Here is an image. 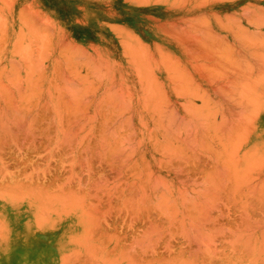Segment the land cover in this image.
<instances>
[{"label": "rangeland", "instance_id": "rangeland-1", "mask_svg": "<svg viewBox=\"0 0 264 264\" xmlns=\"http://www.w3.org/2000/svg\"><path fill=\"white\" fill-rule=\"evenodd\" d=\"M10 1L7 0V4ZM198 1L165 0L161 8L180 11L182 8L195 6L196 3L199 5ZM200 3L219 8L234 6L237 12L235 16L237 24L231 29L235 34V41L236 39L238 41L235 44V56H227V48L221 47L218 49L219 52L225 54L217 55L218 50L212 52L211 47L205 43V48L199 49V52L205 51L207 54H204L209 56L203 54L206 58L203 66L194 65L197 72H190L186 69L187 65L162 56L160 59L166 63L156 64L155 71L149 73V77V68L143 66L144 64L134 67L129 65V68L121 72L115 64L105 63L103 66L104 63H93L91 88L86 89L84 95L85 89L69 90L64 81L57 78V67L55 73L50 63L36 64V58H32L33 65L29 63L30 60L27 66L18 63L12 65L14 72V75L13 72L11 73L12 78L17 74L14 81L19 83V77L22 75L20 82L22 81L23 86L26 83L25 90H27L24 92V87L21 88L20 84L17 90L18 84L13 82L16 86L13 88L11 85L9 90L14 92V95L11 92L9 95H13L16 102L11 97L8 99L11 103L6 100L8 94L4 99L5 94L1 90L0 98L3 97L4 102L0 99V107L3 108L7 104L10 109L9 117H12L16 111L17 117L20 114L22 117L23 114L27 119L23 121L21 131L11 132L12 134L17 132L15 136L7 134V138L0 133L3 137H1L3 141H0V264L13 262L14 264H102L104 260L103 264H112L114 261V264H264V121L261 126V121L257 122L259 120L257 118L253 128L252 123L247 126L244 122L247 120L248 123V119L252 120L250 119L253 115L250 109L252 107L247 102L249 109L246 105V110L234 104L235 99L238 101L243 95L238 93L244 88L239 84H244L242 81L247 82L248 78L245 79L249 73L252 74L249 77L255 74L252 78L264 80V62L260 60L264 59L262 17L264 0H200ZM248 13L253 17L248 16ZM249 19H252L251 24L247 23ZM254 22L258 25L253 24ZM238 27L244 28L239 30ZM210 32L208 30V36ZM247 32L249 35L246 34ZM240 35H245L244 40ZM246 36L248 43L245 41ZM212 37L215 41L214 35ZM216 41V45L220 44V41L224 43L222 38L218 40L219 42ZM200 46L202 47V42ZM252 52H257L256 55H260L261 58L254 57L255 54L252 55ZM214 53H217V60L220 61L218 65L217 62H212L217 61ZM231 57L237 60L234 61ZM257 58L263 64L257 63ZM246 59L249 60L248 63ZM170 62H173V65ZM175 63L179 65L174 66ZM207 63L210 65L208 66ZM182 66L184 67L180 68ZM13 68L18 70L14 69V71ZM23 68L29 69V74H35L31 77ZM38 68L41 69L39 76ZM242 68L244 70L250 68V70L244 71ZM230 69H233L232 73ZM208 71H211V74ZM25 75L28 76L25 78L27 82L24 81ZM139 75L142 80L139 79ZM212 75L214 78L217 77L216 81L211 80ZM151 76L152 79L156 78L158 83L154 84L155 79L150 82ZM207 76H211L209 80ZM34 77L36 81L39 80V83L32 80L36 82V86L42 82L37 88L39 92L42 90L41 93L37 92L34 83L29 84ZM231 77L235 80H231ZM51 78L55 81H51ZM225 80L227 84L224 83ZM12 81L10 84H13ZM229 81L236 83L234 85L237 87L232 85L233 83L230 85ZM262 81H255L257 82L255 94L257 92L264 94V81ZM222 83L226 84V87H221ZM230 86L236 89L232 90ZM32 87L36 89L35 92ZM220 87L221 89L230 87L229 91L237 92L231 91L230 94L221 89L219 91ZM247 87L245 86L244 90H247ZM151 88L153 91L150 90ZM17 92L24 93L20 96ZM250 92L253 95L254 92ZM250 94L245 93V99L246 95L250 96ZM100 97L104 99L100 101ZM28 98L31 103H28L30 102ZM18 102L23 103L24 107L27 103L29 106L27 105L26 109L21 106L20 110H23L21 112L18 108L21 104L18 105ZM85 103L87 107H84ZM74 106H78V109ZM263 106L264 104L260 107ZM14 107L18 110L11 109ZM27 107L33 108L30 111ZM2 108L0 114H3ZM262 108L257 110L258 116L261 114L260 120L262 115L264 116ZM246 113L251 115L247 116ZM61 115L63 118L60 117ZM14 117L12 119H16L17 122L19 118ZM30 119L34 122L33 125ZM71 119L76 120L75 127L63 126ZM245 125L248 128L251 126L250 131L244 129ZM109 129L112 131L110 132ZM240 134L247 137L238 136ZM245 137L247 141L242 140ZM243 141L241 146L240 143ZM232 146L238 147L234 148L236 151ZM40 241L43 243L39 244ZM37 243L40 249L36 253L31 247ZM19 245L23 247L22 253L15 254L13 246ZM19 261L22 263H18Z\"/></svg>", "mask_w": 264, "mask_h": 264}, {"label": "crops", "instance_id": "crops-1", "mask_svg": "<svg viewBox=\"0 0 264 264\" xmlns=\"http://www.w3.org/2000/svg\"><path fill=\"white\" fill-rule=\"evenodd\" d=\"M10 2L8 4L6 2V4H7L6 5L5 3H2V1L0 0V6L2 5V7H3V8H0V14H1V17L5 18V19L4 18L2 19L0 17V19H1L0 20V26L2 25V27H3L4 24H7V28H6L7 35H5L7 38H5L4 40L1 39L2 37H4L1 35L2 34L4 35L3 32H5V34H6V31L4 30L3 32H1V30L4 29L6 26L0 30V32H1V35H0V43H1V45H0V48H1L0 49V64L2 63L0 65V68H1V70H0L1 76L0 77H2L0 79H2V81H0V82L1 83L3 82V85H5V86L7 85L6 87H10L9 82H10L11 77H12L11 73H10L12 71L11 70L12 68L10 67L11 64L9 65V62H11L12 60L11 61H9V60L11 58L16 59L15 62H14V60L12 61L13 64L14 63L22 64L24 61V60H21L19 57L14 56L13 51H15V52L17 51L21 55L22 52L24 53V51H27V49L29 48L27 51V54L26 53L23 54V55H28V54H30V50L32 51L34 48L33 51H34V55H35V53H36L35 49H37L40 46L37 43L43 44L44 41H46V42L48 41L49 44L51 45V46L49 45L50 46L49 47L48 42L47 43L45 42V44H43L44 46L45 45L47 46L46 49L48 47L50 48V49L48 48L49 50L47 49L48 53H46V54H48V56L46 54H44L43 49H45V47L43 45H41L40 48L42 49V46H43V49L42 50L39 48L38 49L41 50L42 52L39 50H37V51H39L40 53H43L44 55H46V57H44L43 54L41 56V54L38 52L39 55L36 54V56H37L36 58L43 65H47L49 63L52 64L54 72H56L54 70V68L56 69V66H57L58 73L60 72L57 75V78L60 79L61 81H64L65 85L68 87L69 90L75 89V86H76V89H84V86H85V90L83 93L84 95L86 94V88L88 89L91 86V82H90L91 78H92V68H91L92 65L91 64L100 63L99 60L101 61V63L115 64L117 66V69H119V71L122 72V70H124L125 68L126 69L129 68V65H132V67H134V65L136 63H137L136 65H139V62H138L139 58L142 59L147 55L149 58L150 57L151 58L148 59V57L146 56L145 58H147L148 60L147 59H144V60H146L145 62L148 63V68H149L148 70L152 72V70L155 71L154 66L156 64L163 62L160 59V57L165 54L164 57H171L175 62H179L182 65H187L186 69H188L190 72H192V71L197 72L194 65L196 66V64H199V63L203 64L204 62H206L202 56H201L202 58L200 57V55L201 54L203 55L205 52H202V53L199 52V49L204 48L205 43L208 46L209 45L212 46L214 48V50H216V49L218 50L220 47L221 48L224 47V49L227 48V51H228L227 55L228 56H230V55L235 56L233 49L234 50L236 49V48H234V47H236L235 46L236 41H235L234 31L231 29V28H235V24H236V22H235L236 21V17H235L236 16V8L234 6H231V7L229 6L226 8H219V7H213V6H208V5L205 6V5H203V3H200V0H199V5L196 3L195 5H197V6H188L186 8L180 9V11H179V10H173V9H163L161 7L157 8L156 6H152V5H148V4L144 5V4H141L140 0H93V1L92 0H14V1L12 0ZM20 7L21 8L25 7V8L19 9ZM103 7H104V9H103ZM207 8H209V9H207ZM25 9H26V11H27V9L30 11L24 12ZM19 10H20V15H19ZM151 11H153V12H151ZM211 11H213V12H211ZM28 12L30 14H27ZM17 13H18V15H17ZM21 13L22 14L25 13L26 15L25 14L21 15ZM32 13H33V15L34 14L35 15L31 16ZM87 13H89V15ZM92 14H94V15H92ZM27 15L30 16L29 18H31V17H37L38 18L39 15L40 16L42 15L40 18L42 19V17H43V21L48 24V27H49L48 29L51 30L50 31L51 36H52L51 42L49 40L50 36H48V39H47V37L45 39L44 34L43 35L41 33L39 34V32H43V31H41L42 28H44L43 30L47 29V28H45V26H44L45 24L43 23V21L42 20L40 21V18H39V20L36 19V20H38L37 23H39L40 26L37 25L36 22H34V23H36L37 27L39 26L40 28L42 25L43 27L41 28V30L37 29V31L38 30H40V31H38V32L35 31L32 33V35L29 34L32 32V30L33 31L35 30L34 28H37V27L34 26L35 24L33 23L34 28H29V29H32L31 32H29V29L27 27H30L32 25L31 22L35 18L29 19V21H31V22L28 21L30 24L28 23L29 25L27 26V25L23 24L25 21L23 22L21 20V17H20V16H22V19L26 17V20H28ZM217 16H218V18H217ZM215 18H217L219 21ZM4 20H6V21H4ZM205 20L207 21V23ZM221 20H223V22ZM21 21L23 23H21ZM233 22L235 24H233ZM47 24H46V27H47ZM20 25H21V28L23 29V30L20 29V30H22V34L19 33V32H21V31H19ZM197 25H199V26H197ZM26 28L28 29L27 30L28 32H26ZM50 28H52V29H50ZM48 29L46 31H48ZM61 29H62V34H61ZM184 29L186 32L184 31ZM208 30L213 32V34L216 35V37H218L217 35H219V34H220L219 35L220 37L223 36L222 39L224 40V44L227 42V44H225L227 46H224V44H223V46H218V45L212 43L211 38L208 36ZM9 32H10V34H9ZM50 32L48 31L47 35H49ZM18 34L24 35V37L22 36V39H23L22 43L26 44V45H24V47L26 46V48H27L26 50H24V48L21 46V45H23L21 43V41L16 42V40L21 38V36ZM27 34L29 35V38L26 39V37L28 36ZM38 34L41 35L42 37L44 36L45 40L43 39L40 41L38 38L40 36H38ZM33 35H37L36 36L37 38L35 37V43H33V41H34ZM225 35H226V37H224ZM16 36L18 39H15ZM30 37L32 39H30ZM216 37H215V39H216ZM8 38H9V40H8ZM29 39H30V41H32V43L29 41ZM36 39L39 40V41L37 40V43H36ZM40 39H41V37H40ZM61 39H64V41H60ZM225 40H226V42H225ZM4 41L6 43L8 42L9 44L8 43L6 44ZM27 41H29V43L32 44L30 46L34 45L33 48L32 47L30 48V46L29 47L27 46V44H28ZM67 41L70 44V47H67V48L65 47L67 52L65 50H63L64 48H61L60 50H63L64 53L66 52L67 54L69 52L72 53V51L74 50L73 51L74 55H73V53H72V55L69 54V56L71 55V57L67 58L68 56L66 57L67 54L65 53L66 55H65V60H64V53L62 54V52H63L62 51L61 54H59L60 53L59 48L61 47L60 44L63 45V43H65L66 45H68ZM208 41L210 43H208ZM12 42H13V44L15 42L16 44H19V45L18 46H14L13 44L11 45ZM201 42H202V47L200 46ZM73 44L75 46H78V47L71 46ZM59 45H60V47H59ZM133 45H134V47H133ZM20 46L22 47V50H24V51L21 50ZM130 46H132L131 47L132 49L137 47V51L135 48L134 52H133V50L131 52H128V49H125V48H130ZM143 47H145L146 49L144 50ZM232 47H233V49H232ZM5 48H7V49H5ZM11 48L13 50H11ZM14 48H17V49L20 48V49H18L20 51H18L17 49L14 50ZM68 48L69 49L72 48L73 50L71 49V51H70ZM138 48H140V50H142V52L148 50V48H149V50H148V52L146 51L147 54H146V52H143V53H145L144 55H142L143 57L142 56L139 57V55H141V54H139L140 50ZM230 48L232 49L231 50L232 52L231 51L229 52ZM1 50H2V52H1ZM160 50H161V52H159ZM11 51H12V54L10 53ZM75 51H76V53L77 52L78 53L75 54ZM82 51H83L84 55L82 54ZM194 52H197L198 54H195ZM125 53L126 54L130 53L133 55H126ZM134 53H135V57H134ZM160 53H163V54L160 55ZM199 53H200V55H199ZM233 53H234V55H233ZM80 54H81V56H80ZM100 54H101V56H100ZM167 54H168V56H167ZM220 54L221 53L219 52L218 55H220ZM8 57L10 59H8ZM42 57H43V59H42ZM47 57H48V59H47ZM154 57H155V59H153ZM56 58L60 59V60H58L59 63H57ZM66 58H67V60H66ZM70 58L74 62H72V60H70ZM93 58H94V60H91ZM74 59L76 60V62L77 61L79 62V63H77V67H76V62ZM130 59H132V61H127ZM38 60L36 61L37 63H38ZM61 60H62V62H61ZM144 60H143V62H144ZM54 62H56V63L54 64ZM68 62L74 63V65L72 64L69 66ZM143 62H142V64L147 65L145 62L144 63ZM218 62H220V61H218ZM3 63H6V64H4L6 66L5 69H4ZM60 63H62V64H60ZM149 63H151V64H149ZM140 64H141V62H140ZM54 65H56V66H54ZM87 65H90V67ZM150 65H151V68H153V69H151L149 67ZM8 67H9V69H8ZM80 67L82 68L81 70H79ZM2 68L4 69L3 72H1ZM9 70H10V72H9ZM70 70L71 71L75 70L76 74H71ZM85 71H87V76H86ZM77 72L79 73V75ZM72 73H74V71ZM60 74H61V77H60ZM73 75H75L74 76L75 78L73 77ZM6 76L7 77L9 76L10 80L7 81V79H5ZM69 82H74V83H69ZM69 85L71 87H69ZM68 93L71 94V92H68ZM75 122L76 121L74 119L73 120L71 119V121H68L67 124H63V126L71 125V127H75V125H76Z\"/></svg>", "mask_w": 264, "mask_h": 264}, {"label": "bare ground", "instance_id": "bare-ground-1", "mask_svg": "<svg viewBox=\"0 0 264 264\" xmlns=\"http://www.w3.org/2000/svg\"><path fill=\"white\" fill-rule=\"evenodd\" d=\"M1 1H2V3H3V1H6V2H7V0H1ZM11 1H12V0H11ZM13 1H14V0H13ZM92 1H93V0H92ZM174 1H175V0H174ZM178 1H179V0H178ZM195 1H196V0H195ZM19 2H20V1H19ZM120 2H121V1H120ZM140 2H141V4H144V5H145V4H148V5L156 6L157 8H159V7H161V6L164 5L165 0H142V1L140 0ZM198 2H199V1H198ZM10 3H11V2H10ZM183 3H184V2H183ZM5 4H6V3H5ZM24 4H25V3H24ZM122 4H123V3H122ZM197 4H198V3H197ZM203 4H205V3H203ZM6 5H7V4H6ZM21 5H22V4H21ZM61 5H62V4H61ZM165 5H166V4H165ZM200 5H201V4H200ZM4 6H5V5H4ZM195 6H197V5H195ZM209 6H210V5H209ZM6 7H7V6H6ZM61 7H62V6H61ZM244 7H246V6H244ZM0 8H3L2 5L0 6ZM7 8H8V7H7ZM24 8H25V7H23V8L20 7L19 9H24ZM71 8H72V7H71ZM209 8H210V7H209ZM209 8H207V9H209ZM242 8H243V6H242ZM252 8H254V7H252ZM258 8H259V7H258ZM261 8H262V6H261ZM263 8H264V7H263ZM103 9H104V7H103ZM147 9H148V8H147ZM199 9H200V8H199ZM1 10H2V9H1ZM61 10H62V9H61ZM248 10H249V9H248ZM251 10H252V9H251ZM22 11H23V10H22ZM27 11H30V10L27 9ZM27 11H26V9L24 10V12H27ZM31 11H32V10H31ZM36 11H37V10H36ZM140 11H141V10H140ZM245 11H246V10H245ZM249 11H250V10H249ZM141 12H142V11H141ZM149 12H150V11H149ZM151 12H153V11H151ZM211 12H213V11H211ZM247 12H248V11H247ZM22 13H23V12H22ZM22 13H21V15H24V14H25V13H24V14H22ZM236 13H237V12H236ZM27 14H30V13L28 12ZM36 14H37V13H36ZM87 14L89 15V13H87ZM95 14H96V13H95ZM243 14H244V12H243ZM243 14H242V15H243ZM245 14H246V13H245ZM245 14H244V15H245ZM249 14H250V13H248V16H251V15H249ZM12 15H13V14H12ZM17 15H18V13H17ZM19 15H20V10H19ZM25 15H26V14H25ZM34 15H35V14H34ZM34 15H33V13H32L31 16H34ZM46 15H47V14H46ZM92 15H94V14H92ZM215 15H216V14H215ZM233 15H234V14H233ZM27 16H28V15H27ZM36 16H37V15H36ZM41 16H42V15H41ZM41 16L39 15L38 18H37V17H31V18H29L30 16H28V18H27L28 20H26V17L23 18V19H24V20H23V19H22V16H20V17H21V20H22L23 22L25 21L24 23L21 21V23H23V24H25V25L28 26V25L30 24L29 22H31V21H29V19L35 18V19L31 22V24H32L31 26H32V27H31V26H30V27H27V26H26V27L29 29V28H34V26L37 27V25L40 26V24L37 23V21L39 20V18H40ZM85 16H86V15H85ZM201 16H202V15H201ZM229 16H230V15H229ZM234 16H235V15H234ZM245 16H246V15H245ZM0 17H1V14H0ZM17 17H18V16H17ZM23 17H24V16H23ZM45 17H46V16H45ZM64 17H65V16H64ZM252 17H253V16H251V18H252ZM259 17H261V16H259ZM262 17H263V19H264V16H262ZM1 18L3 19L4 17H1ZM11 18H12V17H11ZM65 18H66V17H65ZM217 18H218V16H217ZM217 18H215V19H217ZM220 18H221V17H220ZM226 18H227V17H226ZM248 18H249V17H248ZM248 18H247V19H248ZM254 18H255V17H254ZM4 19H5V18H4ZM19 19H20V18H19ZM36 19H38V20H36ZM228 19H229V18H228ZM228 19H227V20H228ZM0 20H1V19H0ZM35 20H36V21H35ZM41 20L43 21V17H42V19L40 18V21H41ZM50 20H51V19H50ZM50 20H49V21H50ZM67 20H68V19H67ZM84 20H85V19H84ZM217 20H218V19H217ZM238 20H240V18H239ZM251 20H252V19H251ZM251 20L249 19V20L247 21V23H250V24H251V23H252ZM4 21H6V20H4ZM26 21H27V22H26ZM28 21H29V22H28ZM40 21H39V22H40ZM76 21H77V20H76ZM205 21H206V20H205ZM218 21H219V20H218ZM221 21L223 22V20H221ZM1 22H2V21H1ZM34 22H36L37 25H36V23H34ZM235 22H237V20H236ZM240 22H241V21H240ZM261 22H263V21H261ZM26 23H27V24H26ZM28 23H29V24H28ZM33 23L35 24L34 26H33ZM43 23L45 24V25H44L45 28L48 29V28H49V27H48V24L45 23L44 21H43ZM78 23H79V22H78ZM206 23H207V21H206ZM255 23H257V22H254L253 24H255ZM11 24H12V23H11ZM46 24H47V27H46ZM187 24H188V23H187ZM233 24H235V23L233 22ZM236 24H237V23H236ZM25 25H24V26H25ZM242 25H243V24H242ZM257 25H258V23H257ZM5 26H6V27H5ZM18 26H19V25H18ZM39 26H38V27H39ZM197 26H199V25H197ZM224 26H225V25H224ZM240 26H241V23H240ZM259 26H262V25H259ZM3 27H5V28L2 29ZM3 27H2V25L0 26V30L2 29L1 32H3L4 30L6 31L7 24H4ZM38 27H37V28H34V29H35L34 31H33L32 29H29V32H31V30H32V32L29 33V34L32 35L33 32H35V31H36V32L40 31L41 28H42L43 26L41 25V28H40V27L38 28ZM203 27H204V26H203ZM206 27H207V26H206ZM225 27H226V26H225ZM231 27H232V26H231ZM236 27H237V26H236ZM27 28H26V32H28V31H27V30H28ZM238 28H239V30H240V29H243L244 27H243V28L238 27ZM245 28H246V27H245ZM20 29H22V28H21V25H20V27H19V31H21V32H19V33L22 34V30H23V29H22V30H20ZM37 29H40V30L37 31ZM43 29H44V28H42L41 31H43L44 33H43V32H39V34H40V33H41L42 35L44 34L45 39H46V37H47V39H48V36H50V37H49V38H50L49 40H50V42H51V41H52V40H51V39H52V38H51L52 36H51V32H50L51 30L48 29V31L50 32V34L47 35V34H48V31H46L47 29H45V30H43ZM50 29H52V28H50ZM62 29H63V28H62ZM62 29H61V34H62ZM226 29H227V28H226ZM233 29H234V28H233ZM246 29H247V28H246ZM54 30H55V29H54ZM248 30H249V29H248ZM248 30H247V31H248ZM178 31H179V30H178ZM184 31H185V29H184ZM194 31H195V30H194ZM201 31H202V30H201ZM236 31H237V30H236ZM244 31H245V30H244ZM1 32H0V35H1ZM23 32H24V31H23ZM46 32H47V33H46ZM185 32H186V31H185ZM209 32H210V31H209ZM237 32H238V31H237ZM239 32H240V31H239ZM239 32H238V33H239ZM241 32H242V31H241ZM3 33H4V35H3V34L1 35V36H4V37L1 38L2 40H4L5 38H7V37L5 36V35H7V31H6V34H5V32H3ZM45 33H46V34H45ZM188 33H189V32H188ZM199 33H200V32H199ZM211 33H212V32H210V34H211ZM235 33H236V32H235ZM9 34H10V32H9ZM20 34H18V35H20ZM24 34H25V33H24ZM36 34H37V33H36ZM39 34H38V36H40L41 39H40V37H38V38H39V40L41 41V40L44 39V36L42 37V36L39 35ZM210 34H209V36H210ZM246 34L249 35L248 32H247ZM250 34H251V33H250ZM16 35H17V34H16ZM27 35H28V34H27ZM46 35H47V36H46ZM194 35H195V34H194ZM194 35H193V36H194ZM212 35H214V34L212 33ZM212 35H211V37H210V38H212L211 41H213V43L216 44L215 41H216V40H219V39H217V38L220 37V36H219L220 34L217 35L218 37H216V36L214 35V38L216 37V40H215V41H214ZM234 35H235V34H234ZM251 35H252V34H251ZM20 36H21V38H19L20 40L17 38V36H16L15 39H18V40H16V42H17V41H21V43H22V42H23L22 36L24 37V35H20ZM33 36H34V41H33V43H35V37H36L37 35H33ZM241 36H242V35H240V38H243V36H244V38H245V35H243L242 37H241ZM258 36H259V35H258ZM263 36H264V35H263ZM18 37H19V36H18ZM189 37H190V36H189ZM198 37H199V36H198ZM222 37H223V36H221L220 38H222ZM224 37H226V35H225ZM238 37H239V36H238ZM249 37H250V36H249ZM251 37H253V36H251ZM10 38H11V37H10ZM27 38H29V35L26 37V39H27ZM36 38H37V37H36ZM61 38H62V37H61ZM199 38H200V37H199ZM244 38H243V40H244ZM253 38H254V37H253ZM255 38H256V37H255ZM255 38H254V39H255ZM21 39H22V40H21ZM30 39H32V38L30 37ZM30 39H29V41H30ZM45 39H44V40H45ZM206 39H207V38H206ZM247 39H248V37L246 36V40H245V41H247V43H248V40H247ZM256 39H257V38H256ZM260 39H261V38H260ZM262 39H263V37H262ZM8 40H9V38H8ZM37 40H38V39H36V43H37ZM39 40H38V41H39ZM53 40H54V39H53ZM66 40H67V39H66ZM137 40H138V39H137ZM137 40H136V41H137ZM207 40H208V39H207ZM220 40H221V39H220ZM251 40H252V38H251ZM257 40H258V39H257ZM257 40H256V41H257ZM13 41H14V40H13ZM29 41H27V43L29 44V45L27 44L28 47H29L30 45H32V44H31L32 41H30L31 43H29ZM60 41H64V39H61ZM189 41H190V40H189ZM198 41H199V40H198ZM236 41H238V40L236 39ZM240 41H242V40H240ZM249 41H250V38H249ZM4 42H5V41H4ZM45 42H46V41H44L43 44H45ZM47 42H48V41H47ZM47 42H46V43H47ZM127 42H128V41H127ZM202 42H203V41H202ZM216 42H219V41H216ZM225 42H226V40H225ZM242 42H243V41H242ZM5 43H6V42H5ZM7 43H8V42H7ZM7 43H6V44H7ZM24 43H25V42H24ZM62 43H63V42H62ZM67 43H68V41H67ZM70 43H71V42H70ZM188 43H189V42H188ZM190 43H191V42H190ZM208 43H210V42L208 41ZM219 43L221 44V43H223V41H222V42L220 41ZM257 43H258V42H257ZM3 44H4V43H3ZM8 44H9V43H8ZM12 44H13V42L11 43V45H12ZM15 44H16V43L14 42V44H13L14 46H18V45H19V44H16V45H15ZM22 44H23V43H22ZM37 44L40 45V46H39V47H38L37 45H36V46H37L39 49H41L40 47H41V45H43V44H41V43H40V44L37 43ZM64 44H65V43H63V45L60 44L61 47H60V45H59L60 48H59V47H58V48H59V50H60L61 48H64L63 50H65V51L67 52V50L65 49V47H66V48H67V47H70V44H69V43H68V45H66V44L64 45ZM192 44H193V43H192ZM211 44H212V43H211ZM220 44H217V45L220 46ZM223 44H224V43H223ZM223 44H222L221 46H223ZM225 44H227V42H226ZM225 44H224V46H227V45H225ZM239 44H240V43H239ZM244 44H246V43H243V45H244ZM249 44H250V43H249ZM249 44H248V45H249ZM253 44H254V42H253ZM253 44H251V45H253ZM260 44H261V43H260ZM260 44H259V45H260ZM0 45H1V43H0ZM20 45H21V44H20ZM24 45H26V44H23V45H21V46L24 48V50H26L27 48H26V46L24 47ZM49 45H50V44H49V42H48V46H49ZM140 45H141V44H140ZM142 45H143V44H142ZM204 45H205V44H204ZM212 45H213V44H212ZM228 45H229V44H228ZM262 45H263V44H262ZM21 46H20V47H21ZM33 46H34V45H33ZM33 46H30V48H31V47L33 48ZM43 46H44V45H43ZM43 46H42V49H43ZM50 46H51V45H50ZM50 46H49V47H50ZM57 46H58V45H57ZM62 46H63V47H62ZM71 46L74 47L75 45L73 44V45H71ZM126 46H127V45H126ZM138 46H139V45H138ZM207 46H208V45H207ZM209 46H210V45H209ZM229 46H230V45H229ZM1 47H2V46H1ZM22 47H21V50H22ZM44 47H45V49H46L47 46L45 45ZM49 47H48V48H49ZM55 47H56V46H55ZM75 47H78V46H75ZM131 47H132V46H130V48H131ZM133 47H134V45H133ZM210 47H211V50L213 51L214 48H213L212 46H210ZM247 47H248V46H247ZM38 48L35 49V52H36L35 55H34V51H33L34 48H33L32 51L30 50V54H28V55H23V54H24V53L27 54V51H28L29 48L27 49V51L22 50V51H24V53L22 52L21 55H20L17 51H16V52L13 51V54H14V56H18L21 60H24L25 62L23 61L22 64H24L25 66H27V62H28V60H30L29 63L32 64L33 61H31V59H32V58H33V59L36 58V57H37L36 54L39 55V53H40L39 51H41L42 49L39 50ZM48 48H47V49H48ZM130 48H125V49H128V52H131L132 50H133V52H134V49L136 48V51H137V47H135V48H133V49H132V48L130 49ZM143 48H144V50L146 49L145 47H143ZM158 48H159V47H158ZM186 48H187V47H186ZM204 48H205V47H204ZM223 48H224V47H223ZM232 48H233V47H232ZM234 48H235V47H234ZM244 48H245V47H244ZM0 49H1V48H0ZM5 49H7V48H5ZM16 49H17V48H14V50H16ZM18 49H20V48H18ZM18 49H17V50H18ZM45 49H43V50H44V54L48 53V50H49L50 48H49L48 50L46 49L47 51H46ZM56 49H57V48H56ZM68 49H69V48H68ZM71 49H72V48H71ZM71 49H69V50L71 51ZM84 49H85V48H84ZM84 49H83V50H84ZM125 49H124V50H125ZM138 49L140 50V48H138ZM207 49H208V48H207ZM209 49H210V48H209ZM215 49H216V48H215ZM219 49H220V48H219ZM238 49H239V48H238ZM11 50H13V49L11 48ZM37 50H39V51H37ZM54 50H55V49H54ZM63 50H60V53H59V54H61V52H62ZM72 50H73V49H72ZM77 50H78V49H77ZM85 50H86V49H85ZM129 50H130V51H129ZM148 50H149V48H148ZM148 50H146V51L148 52ZM201 50H202V49H201ZM205 50H206V49H205ZM231 50H232V49L230 48L229 52H230ZM250 50L252 51V49H250ZM250 50H249V51H250ZM253 50H254V48H253ZM18 51H20V50H18ZM56 51H57V50H56ZM73 51H74V50H73ZM73 51H72V53H73V55H74V52H73ZM146 51H143V52H146ZM196 51H197V50H196ZM215 51H217V49H216ZM218 51H219V50H218ZM224 51H225V50H224ZM235 51H236V50H235ZM235 51H234V49H233V52H234V53H235ZM249 51H248V52H249ZM251 51H250V53H251ZM1 52H2V50H1ZM38 52H39V53H38ZM41 52H42V51H41ZM66 52H65V53H66ZM138 52H139V51H138ZM140 52H142V50H140ZM140 52H139V54H141V55H139V57L145 54V53L142 54V53H140ZM147 52H146V54H147ZM159 52H161V50H160ZM197 52H198V51H197ZM197 52H194V53H195V54H198ZM202 52H205V51H202ZM213 52H214V51H213ZM220 52H221V51H220ZM227 52H228V51H227ZM231 52H232V51H231ZM238 52H239V50H238ZM258 52H259V51H258ZM262 52H263V51H262ZM6 53H7V52H6ZM10 53L12 54V51H11ZM28 53H29V52H28ZM63 53H64V51L62 52V54H63ZM65 53H64V60H65V55L67 54V53H66V54H65ZM72 53L69 52V53L66 55V57H67V56H68L67 58L71 57ZM77 53H78V52H77ZM77 53H76V51H75V54H77ZM88 53H89V52H88ZM123 53H124V52H123ZM151 53H152V52H151ZM151 53H150V54H151ZM200 53H201V51H200ZM200 53H199V55H200ZM205 53L207 54V52H205ZM209 53H210V52H209ZM222 53H223V52H222ZM222 53H221V54H222ZM234 53H233V55H234ZM256 53H257V52H255V53L252 52V55L255 54L254 57H256V56H257ZM40 54H41V56H42L43 53H40ZM44 54H43V55H44ZM69 54H71V55L69 56ZM82 54L84 55L83 51H82ZM125 54H126V53H125ZM148 54H149V53H148ZM162 54H163V53H160V55H162ZM206 54H204V55L206 56ZM216 54H217V53H216ZM216 54L214 53L215 56L218 55V54H217V55H216ZM224 54H225V53H224ZM259 54H260V53H259ZM259 54H258V55H259ZM263 54H264V53H263ZM263 54H262V55H263ZM46 55L48 56V54H46ZM46 55H44V57H46ZM78 55H79V54H78ZM126 55H133V54H130V53H129V54H126ZM164 55H165V54H164ZM164 55H162L163 58H165ZM204 55L202 56V54H201L200 57L202 56V57L204 58V57H205ZM211 55H212V53H211ZM211 55H210V56H211ZM9 56H10V55H9ZM41 56H40V57H41ZM61 56H62V55H61ZM80 56H81V54H80ZM85 56H86V55H85ZM100 56H101V54H100ZM137 56H138V55H137ZM149 56H150V55H149ZM167 56H168V54H167ZM169 56H170V55H169ZM208 56H209V55H208ZM208 56H206V57H208ZM224 56H225V55H224ZM227 56H228V55H227ZM230 56H231V55H230ZM236 56H237V55H236ZM239 56H240V55H239ZM134 57H135V53H134ZM139 57H138V58H139ZM142 57H143V56H142ZM145 57H146V56H145ZM145 57L142 58V59L139 58V61H138L139 64H140V62H141V64H142L143 60H144V59H147V58H145ZM147 57H148V56H147ZM197 57H198V56H197ZM202 57H201V58H202ZM211 57H212V56H211ZM211 57H210V58H211ZM246 57H247V56H246ZM257 57L261 58L260 55L257 56ZM67 58H66V60H67ZM81 58H82V57H81ZM150 58H151V57H150ZM150 58L148 57V59H150ZM168 58H169V57H168ZM192 58H193V57H192ZM217 58H218V56H217L215 59L217 60ZM228 58H229V57H228ZM241 58H242V57H241ZM8 59H10V58L8 57ZM33 59H32V60H33ZM42 59H43V57H42ZM47 59H48V57H47ZM56 59H57V58H56ZM75 59H76V58H75ZM75 59H74V60H75ZM101 59H102V58H101ZM136 59H137V58H136ZM148 59H147V60H148ZM153 59H155V57H154ZM153 59H152V60H153ZM170 59H171V57H170ZM170 59H169V61H170ZM212 59H214V58H212ZM226 59H227V58H226ZM231 59H233V58L231 57ZM234 59H235V57H234ZM234 59H233V60H234ZM247 59H248V58H247ZM247 59H246V60H247ZM257 59H258V58H257ZM11 60H12V61L14 60V62H15L16 59H12V58H11L9 61H11ZM37 60H38V59L36 58V61H37ZM40 60H41V59H40ZM58 60H60V59H57V63H59ZM70 60H72V59L70 58ZM76 60H77V59H76ZM76 60H75V62H76ZM78 60H79V59H78ZM91 60H94V58L91 59ZM105 60H106V59H105ZM141 60H142V61H141ZM204 60H206V58H204ZM207 60H209V59H207ZM233 60H232V61H233ZM235 60H237V59H235ZM235 60H234V61H235ZM244 60H245V59H244ZM260 60H262V62H264V59H260ZM260 60H259V59L256 60V61H258L257 63H259ZM12 61L9 62V65L11 64V66H10L11 68H12V65H13V62H12ZM34 61H35V60H34ZM36 61H35V63H36ZM43 61H44V60H43ZM68 61H69V60H68ZM107 61H108V60H107ZM127 61H132V59L127 60ZM145 61H146V60H144V62H145ZM149 61H150V60H149ZM154 61H155V60H154ZM163 61H164V60H163ZM165 61H166V60H165ZM172 61H173V60H172ZM228 61H229V59H228ZM248 61H249V60H247V63H248ZM31 62H32V63H31ZM61 62H62V60H61ZM72 62H74V61L72 60ZM86 62H87V61H86ZM99 62H100L99 64H102L100 60H99ZM144 62H143V63H144ZM180 62H181V61H180ZM212 62H217V65L219 64V63H218V60H217V61H212ZM245 62H246V61H245ZM250 62H251V61H250ZM262 62H260V64H261ZM39 63H40V62H39V60H38V63H36V64H39ZM55 63H56V62H54V64H55ZM68 63H69V64H68L69 66L72 65V64L74 65V63H71V62H68ZM77 63H79V62H78V61L76 62V67H77ZM87 63H88V62H87ZM145 63H146L147 65L144 64L143 66H145V67L148 66V63H147V62H145ZM162 63H163V62H162ZM165 63H166V62H165ZM165 63H163V64H165ZM167 63H169V62H167ZM171 63H172V65H173V62H170V64H171ZM178 63H179V62H178ZM198 63H199V62H198ZM202 63H203V62H202ZM235 63H236V62H234V64H235ZM247 63H245V64H247ZM1 64H2V63H1ZM1 64H0V65H1ZM4 64H6V63H3V65H4ZM16 64H17V63H16ZM16 64H15V66H16ZM18 64H20V63H18ZM33 64H34V63H33ZM33 64H32V65H33ZM60 64H62V63H60ZM60 64H59V65H60ZM81 64H82V63H81ZM85 64H86V63H85ZM88 64H89V63H88ZM136 64H137V63H136ZM136 64H135V65H136ZM149 64H151V63H149ZM163 64H162V65H163ZM176 64H177V63H175L174 66H176ZM199 64H200V63H199ZM215 64H216V63H215ZM220 64H221V63H220ZM245 64H244V65H245ZM262 64H263V63H262ZM20 65H21V64H20ZM20 65H19V67H21ZM56 65H57V64H56ZM56 65H54V66H56ZM66 65H67V64H66ZM66 65H65V66H66ZM91 65H92V64H91ZM177 65H179V64H177ZM191 65H192V64H191ZM196 65H198V64H196ZM207 65L209 66L210 64L207 63ZM211 65H212V63H211ZM213 65H214V64H213ZM222 65H224V64H222ZM222 65H220V66H222ZM239 65H240V64H239ZM247 65H250V63L247 64ZM251 65H252V64H251ZM251 65H250V66H251ZM15 66H14V67H15ZM35 66H36V65H35ZM81 66H82V65H81ZM87 66L90 67V65H87ZM103 66H105V63H104ZM139 66H140V65H139ZM202 66H203V64H202ZM202 66H200V67H202ZM240 66H241V65H240ZM250 66H249V67H250ZM257 66L259 67V65H257ZM1 67H2V66H1ZM5 67H6V66L4 65V69H5ZM40 67H41V66H40ZM51 67H52V66H51ZM56 67H57V66H56ZM58 67H59V66H58ZM89 67H88V68H89ZM112 67H113V66H112ZM149 67L151 68V65H150ZM163 67H164V65H163ZM168 67H170V65H169ZM183 67H184V66H182V67H180V68H183ZM200 67H199V68H200ZM204 67H205V66H204ZM204 67H203V68H204ZM224 67H226V66H224ZM224 67H223V68H224ZM252 67H253V66H252ZM258 67H257V68H258ZM17 68H18V67H17ZM17 68H13V70H14V69L16 70ZM27 68H28V67H27ZM33 68H34V67H33ZM61 68H62V67H61ZM67 68H68V67H67ZM91 68H92V67H91ZM172 68H174V67H172ZM176 68H177V67H176ZM176 68H175V70H176ZM207 68H208V67H207ZM211 68H212V67H211ZM211 68H210V69H211ZM217 68H218V67H217ZM223 68H222V69H223ZM227 68H228V67H227ZM244 68H245V67H244ZM244 68H242V69L244 70ZM259 68H261V69L263 70L264 66H263V68H262V67H259ZM259 68H258V69H259ZM4 69L2 68V71H1V72H3ZM8 69H9V67H8ZM18 69L21 70V68H18ZM18 69H17V70H18ZM23 69H25V68H23ZM23 69H22V70H23ZM31 69H32V68H31ZM36 69H37V68H36ZM42 69L44 70L45 68L43 67ZM75 69H76V68H75ZM77 69H78V68H77ZM81 69H82V68L80 67L79 70H81ZM89 69H90V68H89ZM147 69H148V67H147ZM147 69H146V70H147ZM151 69H153V68H151ZM168 69H169V68H168ZM168 69H167V70H168ZM196 69H197V68H196ZM219 69H220V68H219ZM246 69H247L248 71L250 70V68H249V69L246 68ZM246 69H245V70H246ZM252 69H254V68H252ZM0 70H1V68H0ZM11 70H12V69H11ZM15 70H14V71H15ZM20 70H19V71H20ZM25 70H26V69H25ZM28 70H29V69H28ZM28 70H26V71L28 72ZM39 70H41V69L38 68V72L36 71V72H37V75L39 74ZM54 70L56 71L55 68H54ZM57 70H58V68H57ZM68 70H69V69H68ZM165 70H166V69H165ZM169 70H171V68H170ZM199 70H200V69H199ZM199 70H198V71H199ZM225 70H226V69H225ZM227 70H229V68H228ZM231 70H232V71H231ZM245 70H244V71H245ZM262 70H260V71H262ZM19 71H17V72H19ZM26 71H24L25 74H27ZM73 71H74V73H72ZM76 71H77V70H76ZM106 71H107V70H106ZM108 71H109V70H108ZM108 71H107V72H108ZM140 71H142V70H140ZM152 71H153V70H152ZM172 71H173V70H172ZM176 71H177V70H176ZM183 71H184V70H183ZM221 71L224 72L223 70H221ZM234 71H235V70H234ZM251 71H252V70H251ZM251 71H250V72H251ZM260 71H259V72H260ZM9 72H10V70H9ZM12 72H13V71H11L10 73H12ZM29 72H30V70H29ZM29 72H28V74H29ZM31 72H33V70H31ZM44 72H45V70H44ZM78 72H79V71H78ZM78 72H77V73H78ZM92 72H93V71H92ZM98 72H99V71H98ZM137 72H138V71H137ZM166 72H169V71H166ZM186 72H187V70H186ZM200 72H201V70H200ZM200 72H199V73H200ZM230 72L232 73V72H233V69H230ZM259 72H258V74H260ZM262 72H263V71H262ZM15 73H16V72H15ZM42 73H43V72H42ZM55 73H56V72H55ZM59 73H60V72H59ZM59 73H58V74H59ZM70 73H71V74H76L75 70H72V71L70 70ZM85 73H86V76H87V71H85ZM94 73H95V72H94ZM140 73H141V72H140ZM143 73H145V72H143ZM149 73H151V71L148 70V77H149ZM199 73H198V75H199ZM202 73H203V72H202ZM208 73L211 74V71H210V72L208 71ZM226 73H227V72H226ZM226 73H225V74H226ZM238 73H239V72H238ZM251 73H252V72H251ZM3 74H4V73H3ZM6 74H7V73H6ZM6 74H5V75H6ZM28 74H27V75H28ZM34 74H35V73H34ZM34 74L30 73L29 75L32 77V75H34ZM44 74H45V73H44ZM51 74H52V73H51ZM81 74H82V73H81ZM97 74H98V73H97ZM172 74H174V73H172ZM212 74H213V73H212ZM229 74H230V73H229ZM239 74H240V73H239ZM262 74H263V73H262ZM12 75H14V72L12 73ZM18 75H21V74L18 73ZM27 75H25V77H24V81L26 80L25 78H28ZM41 75H42V74H41ZM41 75H40V76H41ZM78 75H79V73H78ZM88 75H89V74H88ZM95 75H96V74H95ZM100 75H101V74H100ZM143 75H144V74H143ZM184 75H185V74H184ZM191 75H192V74H191ZM203 75H204V74H202V76H203ZM213 75H214V74H213ZM213 75H212V77L210 76V77H211V80H213V79H214V80L217 79V77L214 78ZM232 75H233V74H232ZM241 75L244 76L243 74H241ZM250 75H252V74L249 73V75H248L247 77L244 76V77H246L245 80H247V78H248L247 82L242 81V82H244V84H243V83H242V84H239V83H238L240 86L243 85L242 87H244V88H245V86L247 87V85L250 84V86L248 85V87H249L250 89H248V87H247V90H244V88H243V89H240V92L238 91V93H240V95H242V93H243V95H242V97H240V95L237 93V94H238L237 96L240 97V99H238V101H237V99H235L234 104L239 105L240 107L242 106V108L244 107L245 110H246V107L250 104L249 106L252 107V108H250V109L252 110V111H251V114H253V115H251L250 113H246V114H247V116H248V114H250L251 117H253V118H251L250 115H249V117H250V119H252V120H249V119H248L249 117H247V118L245 117L246 119H248V123H249V124L247 123V120H246V119H245L246 121H245L244 123H246L247 126L251 125L250 123H252L251 126H252V128H253L254 121L256 122V121H257V118L259 119L257 122L261 121V122H260V123H261V126H262V121H264V118H263L264 116H263V115H262V119H261V120H260L261 114H260V116H258V111H259L258 109H261L262 107H260V106H262V105L264 104V94H258L259 92H257V93L255 94V91H256V90H255V87H256V86H255V85H256L255 83H257V82H255V81H262L263 79L260 78L261 80H258L259 78H257V80H256L255 78H252L255 74H254L253 76L249 77ZM0 76H1V74H0ZM9 76H10V75H9ZM9 76H8V77L6 76V78H5V79H7V81L10 80V77H9ZM26 76H27V77H26ZM30 76H29V77H30ZM38 76H39V75H38ZM43 76H45V75H43ZM74 76H75V75H73V77H74ZM76 76H77V75H76ZM82 76H83V75H82ZM139 76H140V75H139ZM168 76H169V75H168ZM214 76H216V75H214ZM226 76H227V75H226ZM237 76H238V75H237ZM18 77H19V76H18ZM21 77H22V75H21ZM21 77H19V80L16 79V80L19 81V83H16V82L14 81L15 78H17V74H16L13 78L11 77V78L13 79V81L10 80V82L12 81V83L15 82L16 85L18 84V85H17V90H18L20 87H21V88L24 87V92H26V90H27V89L25 90V88H26V83H25V86L22 85V81L20 82ZM41 77H42V76H41ZM41 77H40V78H41ZM60 77H61V74H60ZM62 77H63V76H62ZM100 77H101V76H100ZM103 77H104V76H103ZM110 77H111V76H110ZM142 77H143V76H142ZM146 77H147V76H146ZM146 77H144L143 79L145 80ZM152 77H153V76H151L150 82H151V80L153 81V80L155 79L154 84H156V82L158 83V81L156 80V78L152 79ZM155 77H156V76H155ZM170 77H171V75H170ZM176 77H177V76H176ZM203 77H204V76H203ZM210 77L207 76L208 80H209ZM233 77H234V75H233ZM233 77H231V78H232L231 80H233L234 78H236V77H234V78H233ZM257 77H258V76H257ZM259 77H260V76H259ZM0 78H2V77H0ZM68 78H69V77H68ZM74 78H75V77H74ZM101 78H102V77H101ZM101 78H100V79H101ZM174 78H175V77H174ZM184 78H185V77H184ZM207 78H205V79H207ZM222 78H223V77H222ZM241 78L243 79V77H241ZM33 79H34V81H36V80H35V77H34V78L31 79V82H30L29 84L34 83V81H32ZM49 79H50V78H49ZM65 79H66V78H65ZM65 79H64V80H65ZM91 79H93V77H92ZM98 79H99V78H98ZM139 79L142 80L141 76L139 77ZM147 79H148V78H147ZM147 79H146V80H147ZM182 79H183V78H182ZM190 79H192V78L190 77ZM218 79H219V78H218ZM227 79H228V78H227ZM227 79H226V80H227ZM229 79H230V78H229ZM236 79H237V78H236ZM21 80H22V79H21ZM27 80H29V79H27ZM69 80H70V79H69ZM96 80H97V79H96ZM108 80H109V79H108ZM170 80H171V78H170ZM192 80H193V79H192ZM226 80L224 81V83H226V82L228 81V80H227V81H226ZM234 80H235V79H234ZM0 81H2V79H0ZM29 81H30V80H29ZM29 81H28V82H29ZM38 81H39V80H38ZM38 81H36V82H38ZM40 81H41V80H40ZM49 81H50V80H49ZM51 81L54 82L55 80H52V78H51ZM73 81H74V80H73ZM79 81H80V80H79ZM93 81H94V80H92V82H93ZM215 81H216V80H215ZM236 81H237V80H236ZM238 81H239V80H238ZM240 81H241V79H240ZM263 81H264V80H263ZM263 81H262V82H263ZM10 82H9V83H10ZM25 82H27V81H25ZM36 82H35V83H36ZM53 82H51V84H52ZM90 82H91V81H90ZM145 82H147V81H145ZM182 82H184V81H182ZM193 82H194V81H193ZM212 82H213V81H212ZM229 82H230V85H231V83H233L232 81H229ZM229 82H228V85H229ZM262 82H261V83H262ZM9 83H8V84H9ZM15 83H13V84H9V85H10V86L12 85L13 88H15V86H16V85L14 86ZM23 83H24V82H23ZM35 83H34V84H35ZM38 83H39V82H38ZM41 83H42V82H41ZM41 83H40V84H41ZM69 83H74V82H69ZM147 83H148V82H147ZM160 83H161V82H160ZM188 83H189V82H188ZM224 83H222V86H221L220 84H219V85H220L221 87H223V86L226 87L225 85H226L227 83H226L225 85H224ZM240 83H241V82H240ZM246 83H247V84H246ZM2 84H3V82H2ZM2 84H1V82H0V86H1L0 92H1V90H2V91H3L2 93L5 94V95H4V96H5L4 99L6 98V94H8V98H7L6 100H8L9 97H11V99H12V98L14 97V96H13V95H14V92H12L11 90H9L10 87H6L7 85L5 86V85H2ZM19 84H20L21 86H20ZM29 84H28V85H29ZM40 84H39V85H40ZM47 84H48V83H47ZM77 84H78V83H77ZM112 84H113V83H112ZM154 84H151V85H154ZM161 84H162V83H161ZM177 84H178V82H177ZM190 84H191V83H190ZM234 84H236V83H233L232 85H234ZM9 85H8V86H9ZM28 85H27V86H28ZM39 85L36 86V84H35V86H36L35 88H36V89L39 88ZM41 85H42V84H41ZM48 85H49V84H48ZM48 85H47V86H48ZM54 85H55V84H53V86H54ZM74 85H75V84H74ZM96 85H97V84H96ZM140 85H141V84H140ZM148 85H150V83H148ZM191 85H192V84H191ZM199 85H200V84H199ZM217 85H218V84H217ZM244 85H245V86H244ZM4 86H5V87H4ZM19 86H20V87H19ZM33 86H34V85H33ZM97 86H98V85H97ZM146 86H147V84H146ZM156 86H158V84H157ZM156 86H153V87H156ZM162 86H163V85H162ZM162 86H161V87H162ZM172 86H173V85H172ZM179 86H180V84H179ZM192 86H193V85H192ZM234 86H236V85H234ZM234 86H233V87H234ZM240 86H239V87H240ZM252 86H253V87H252ZM30 87H31V86L29 85L28 88H30ZM69 87H71V86L69 85ZM81 87H82V86H81ZM200 87H201V86H200ZM217 87H219V86H217ZM217 87H216V88H217ZM221 87L219 88V91H220ZM230 87L233 88L232 86H230ZM230 87H227L228 89L225 88V89L228 90V91H226V90L223 89V88H222L221 90H224L226 93H227V92L230 93L232 90H235V89H236V88H233L232 90L229 91V89H231ZM236 87H237V86H236ZM239 87H238V88H239ZM242 87H241V88H242ZM2 88H3L5 91H4ZM33 88H34V87H32V89H33ZM54 88H56V87L54 86ZM57 88H58V87H57ZM72 88H73V87H72ZM77 88H78V87H77ZM90 88H91V87H90ZM148 88H150V87L148 86ZM156 88H157V87H156ZM162 88H163V87H162ZM171 88H172V87H171ZM179 88H180V87H179ZM253 88H254V89H253ZM7 89H8V90H7ZM36 89H33V91L35 92ZM42 89H43V87H42ZM46 89H47V88H46ZM75 89H76V86H75ZM84 89H85V86H84ZM86 89H87V88H86ZM93 89H94V88H93ZM114 89H115V88H114ZM183 89H184V88H183ZM183 89H182V90H183ZM203 89H204V88H203ZM245 89H246V88H245ZM251 89H252V90H251ZM12 90H13V89H12ZM38 90H39V89H37V92H39ZM40 90H41V89H40ZM48 90H50V89L48 88ZM53 90H54V89H53ZM70 90H71V89H70ZM73 90H74V89H73ZM73 90H72V91H73ZM79 90H80V89H79ZM87 90H88V89H87ZM150 90L153 91L152 88H151ZM154 90L156 91V89H154ZM162 90H163V89H162ZM164 90H165V89H164ZM164 90H163V91H164ZM190 90H191V89H190ZM242 90H243L244 92H243ZM29 91H30V90H29ZM33 91H32V94H34V96H35V93H33ZM41 91H42V90H41ZM41 91H40L39 93H41ZM102 91H103V90H102ZM113 91H114V90H113ZM186 91H187V90H186ZM248 91H249V92H248ZM250 91H253V92H254L253 95L250 94V93H251ZM10 92H11V94L13 93L12 96L9 95ZM20 92H21V91H20ZM20 92H17V93H18V95L21 96V94H23L24 92L21 93V94H19ZM37 92H36V93H37ZM47 92H48V91H47ZM68 92H70V91H68ZM75 92H76V91H75ZM87 92H88V91H87ZM127 92H128V90H127ZM127 92H126V93H127ZM149 92H151V91H149ZM165 92H166V91H165ZM165 92H163V93H165ZM176 92H177V91H176ZM206 92H207V90H206ZM214 92H215V90H214ZM221 92H222V91H221ZM225 92H224V95H226ZM232 92H233V93H236L237 91H232ZM48 93H49V92H48ZM50 93H51V92H50ZM58 93H59V92H58ZM62 93H63V92H62ZM76 93H77V92H76ZM78 93H79V92H78ZM78 93H77V94H78ZM81 93H82V92H81ZM117 93H119V92H117ZM126 93H125V94H126ZM128 93H129V92H128ZM142 93H143V92H142ZM152 93H153V92H152ZM163 93H162V94H163ZM202 93H203V92H202ZM215 93H216V92H215ZM245 93H246V94H247V93L250 94V96H249V95H248V96L246 95V99H245ZM260 93H261V92H260ZM0 94H1V93H0ZM25 94H26V93H25ZM37 94H38V93H37ZM37 94H36V95H37ZM108 94H109V93H108ZM154 94H156V92H155ZM158 94H159V93H158ZM183 94H184V93H183ZM200 94H201V93H200ZM219 94H220V93H219ZM230 94H231V93H230ZM254 94H255V95H254ZM18 95H17V96H18ZM39 95H40V94H39ZM39 95H37V96H39ZM55 95H56V94H55ZM60 95H61V93H60ZM79 95H80V94H79ZM85 95H86V94H85ZM110 95H111V94H110ZM127 95L129 96V94H127ZM148 95H149V94H148ZM150 95H151V93H150ZM150 95H149V96H150ZM166 95H168V94H166ZM172 95H173V94H172ZM180 95H181V94H180ZM222 95H223V93H222ZM0 96H1V95H0ZM26 96H27V95H26ZM40 96H41V95H40ZM49 96H50V95H49ZM51 96H52V94H51ZM57 96H58V95H57ZM76 96H77V95H76ZM80 96H81V95H80ZM82 96H83V95H82ZM82 96H81V97H82ZM105 96H106V95H105ZM108 96H109V95H108ZM143 96H144V95H143ZM177 96H179V95H177ZM227 96H229V95H227ZM233 96H234V94H233ZM32 97H33V96H32ZM83 97H84V96H83ZM85 97H86V96H85ZM101 97H102V96H101ZM101 97H100V101H101L102 99H104V97H103L102 99H101ZM114 97H115V96H114ZM145 97H146V96H145ZM210 97H211V96H210ZM224 97H225V96H224ZM230 97H232V96H230ZM238 97H237V98H238ZM247 97L249 98V100H248ZM250 97H251V98H250ZM2 98H3V97H2ZM2 98H0V99H2ZM14 98H15V97H14ZM14 98H13V100H14ZM38 98H39V97H38ZM74 98H75V97H74ZM109 98H111V97H109ZM142 98H143V97H142ZM148 98H149V97H148ZM164 98H165V97H164ZM168 98H169V97H168ZM225 98H226V97H225ZM233 98H234V97H233ZM233 98H232V99H233ZM235 98H236V97H235ZM11 99H10V100H11ZM28 99H29V98H28ZM28 99H27V100H28ZM49 99H50V98H49ZM58 99H59V98H57V100H58ZM63 99H64V98H63ZM63 99H62V100H63ZM128 99H129V97H128ZM143 99H144V98H143ZM146 99H147V97H146ZM160 99H161V98H160ZM208 99H209V98H208ZM228 99H230V98H228ZM13 100H12V101H13ZM21 100H22V99H21ZM27 100H22V101H27ZM29 100H30V99H29ZM39 100H40V99H38V101H39ZM59 100H60V99H59ZM64 100H65V102H66V99H64ZM67 100H68V99H67ZM92 100H93V99H92ZM92 100H91V101H92ZM175 100H176V99H175ZM212 100H213V99H212ZM212 100H211V101H212ZM218 100H219V99H218ZM245 100H246V101H245ZM2 101H3V99H2ZM8 101H9V100H8ZM44 101H45V100H44ZM233 101H234V99L232 100V102H233ZM248 101H249V102H248ZM3 102H4V101H3ZM9 102H10V101H9ZM14 102H16V100H14ZM36 102H37V101H36ZM62 102H63V101H62ZM145 102H147V100H146ZM148 102H150V100H149ZM169 102H171V101H169ZM169 102H168V103H169ZM172 102H173V101H172ZM190 102H192V101H190ZM246 102L248 103V105H247ZM10 103H11V102H10ZM12 103H13V102H12ZM19 103H20V102H18V105H19ZM25 103H26V102H25ZM25 103H24V104H25ZM28 103H31V100H30V102H28ZM28 103H27V105H28ZM33 103H34V102H33ZM33 103H32V104H33ZM46 103H47V101H46ZM68 103H69V101H68ZM87 103H88V102H87ZM96 103H98V102H96ZM142 103H143V102H142ZM212 103H213V102H212ZM4 104H5V103H4ZM16 104H17V103H16ZM20 104H21L20 107H18L19 110H20L22 107H24V106H23V103H20ZM37 104H38V103H37ZM50 104H51V103H50ZM50 104L48 103V105H50ZM89 104H90V103H89ZM98 104H99V103H98ZM103 104H104V103H103ZM130 104H131V103H130ZM192 104H193V103H192ZM219 104H220V103H219ZM27 105H26V106H27ZM75 105H76V103H75ZM79 105H80V104H79ZM108 105H109V104H108ZM147 105H148V104H147ZM166 105H167V104H166ZM246 105H247V106H246ZM21 106H22V107H21ZM26 106L24 107L25 109H26ZM28 106H29V105H28ZM32 106H33V105H32ZM34 106H35V105H34ZM45 106H46V105H45ZM94 106H95V105H94ZM119 106H120V105H119ZM208 106H209V105H208ZM221 106H222V105H221ZM221 106H220V108H221ZM245 106H246V107H245ZM249 106H248V109H249ZM47 107H48V106H47ZM74 107H75V106H74ZM77 107H78V106H76L75 108H77ZM84 107H87V106H86V103H85ZM98 107H99V105H98ZM124 107H125V106H124ZM126 107H127V106H126ZM162 107H163V106H162ZM190 107H191V106H190ZM259 107H260V108H259ZM0 108H2V106H1ZM31 108H33V107H31ZM31 108H30V109H31ZM34 108H36V107H34ZM95 108H96V107H95ZM114 108H115V107H114ZM116 108H117V107H116ZM147 108H149V107H147ZM147 108H146V109H147ZM187 108H188V107H187ZM218 108H219V107H218ZM11 109H14V110H15L16 108L14 107V108H11ZM30 109H29V107H27V110H30ZM68 109H69V108H68ZM77 109H78V108H77ZM149 109H150V108H149ZM160 109H163V108H160ZM262 109H263L262 112H264V106H263ZM16 110H18V109H16ZM93 110H94V109H93ZM100 110H101V109H100ZM103 110H105V109H103ZM107 110H108V109H107ZM164 110H165V109H164ZM189 110H190V109H189ZM239 110H240V109H239ZM257 110H258V111H257ZM20 111L22 112L23 110H20ZM30 111H31V110H30ZM71 111H72V110H71ZM87 111H88V110H87ZM256 111H257V112H256ZM1 112H2L3 114H0V115H1V116H0V133L3 135V137H4V135L7 136V134H8L9 136H11V135L13 136L14 134H17V132L14 133V134L11 133V132H13L14 130H18V131H21V130H22V127H23L22 124H23V123L25 122V120L27 119V118L25 117L26 115L23 116V114H22V117H23V118L21 117V114L18 115V117H17V115H16V111H14L15 114H14V113H13V114L11 113V114H12V117H11V116L9 117L10 109H8V105H7V104L3 106ZM57 112H58V111H57ZM106 112H107V111H106ZM160 112H161V111H160ZM170 112H171V111H170ZM248 112H250V111H248ZM34 113H36V112H34ZM65 113H66V112H65ZM111 113H112V112H111ZM157 113H158V112H157ZM161 113H162V112H161ZM168 113H169V112H168ZM190 113H192V112H190ZM221 113H222V112H221ZM7 114H8V115H7ZM102 114H103V113H102ZM222 114H223V113H222ZM240 114H241V113H240ZM246 114H245V115H246ZM263 114H264V113H263ZM13 115H16V117L19 118V119L17 120V122H16V119H12V118L14 117ZM65 115H66V114H65ZM94 115H95V114H94ZM226 115H227V114H226ZM245 115H244V116H245ZM35 116H36V115H35ZM35 116H34V117H35ZM88 116H89V115H88ZM142 116H143V115H142ZM157 116H158V115H157ZM242 116H243V115H242ZM257 116H258V117H257ZM16 117H14V118H16ZM60 117H62V115H61ZM64 117H65V116H64ZM75 117H76V116H75ZM103 117H104V116H103ZM106 117H107V116H106ZM114 117H115V116H114ZM191 117H192V116H191ZM235 117H236V116H235ZM24 118H25V119H24ZM62 118H63V117H62ZM62 118H60V119H62ZM67 118H68V117H67ZM67 118H66V119H67ZM69 118H70V117H69ZM91 118H92V117H91ZM95 118H96V117H95ZM95 118H94V119H95ZM151 118H152V116H151ZM164 118H165V117H164ZM174 118H175V117H174ZM231 118H232V117H231ZM255 118H256V119H255ZM21 119H23V120H21ZM31 119H34V118L31 117ZM31 119H30V120H31ZM103 119H104V118H103ZM111 119H112V118H111ZM113 119H114V118H113ZM229 119H230V118H229ZM240 119H241V118H240ZM243 119H244V118H243ZM254 119H255V120H254ZM13 120H14V123H13ZM20 120H21L22 122H21ZM130 120H132V118H131ZM138 120H139V119H138ZM140 120H141V119H140ZM173 120H174V119H173ZM173 120H172V121H173ZM233 120H234V119H233ZM23 121H24V122H23ZM31 121H32V120H31ZM31 121H30L29 123H31ZM57 121H58V120H57ZM75 121H76V120H75ZM118 121H119V120H118ZM121 121H122V120H121ZM123 121H124V120H123ZM155 121H156V120H155ZM215 121H216V120H215ZM221 121H222V120H221ZM249 121H252V122H249ZM20 122H21V123H20ZM62 122H63V121H62ZM109 122H110V121H108V123H109ZM126 122H127V121H126ZM241 122H242V121H241ZM63 123H64V122H63ZM131 123H132V122H131ZM219 123H220V122H219ZM231 123H232V122H231ZM244 123H241V124H244ZM33 124H34V122L32 121V125H33ZM127 124H128V123H127ZM190 124H191V123H190ZM221 124H222V123H221ZM28 125H29V124H28ZM97 125H98V124H97ZM132 125H133V124H132ZM162 125H163V124H162ZM199 125H200V124H199ZM217 125H219V124H217ZM228 125H229V124H228ZM246 125H245L244 129L247 128V130H249L251 126L248 128ZM30 126H31V125H30ZM69 126H70V125H69ZM69 126H68V127H69ZM81 126H82V125H81ZM84 126H85V125H84ZM95 126H96V125H95ZM106 126H107V124H106ZM127 126H128V125H127ZM179 126H180V125H179ZM197 126H198V124H197ZM62 127H63V126H62ZM96 127H97V126H96ZM104 127H105V126H104ZM234 127H235V126H234ZM71 128H72V127H71ZM81 128H84V127H81ZM88 128H90V127H88ZM106 128H107V127H106ZM119 128H121V127H119ZM217 128H218V127H217ZM222 128H223V126H222ZM20 129H21V130H20ZM241 129H242V128H241ZM244 129H242V130H244ZM26 130H27V129H26ZM61 130H62V129H61ZM117 130H118V128H117ZM122 130H123V129H122ZM102 131H103V130H102ZM109 131H110V129H109ZM111 131H112V130H111ZM111 131H110V132H111ZM212 131H213V130H212ZM240 131H241V130H240ZM249 131H250V130H249ZM22 132H23V131H22ZM24 132H25V131H24ZM34 132H35V131H34ZM69 132H70V130H69ZM73 132H74V134H75V131H73ZM95 132H96V131H95ZM97 132H98V131H97ZM114 132H115V131H114ZM133 132H134V131H133ZM161 132H163V131H161ZM220 132H221V131H220ZM245 132L247 133V131H245ZM56 133H57V132H56ZM70 133H71V132H70ZM77 133H78V132H77ZM88 133H89V132H88ZM90 133H91V131H90ZM225 133H226V132H225ZM243 133H244V132H243ZM1 134H0V135H1ZM23 134H24V133H23ZM71 134H72V133H71ZM110 134H111V133H110ZM155 134H156V133H155ZM165 134H166V133H165ZM2 135L0 136V141H1V137H2ZM21 135H22V134H21ZM27 135H28V134H27ZM29 135H30V134H29ZM29 135H28V136H29ZM88 135H89V134H88ZM112 135H113V134H112ZM115 135H116V134H115ZM14 136H15V135H14ZM28 136H27V137H28ZM56 136H57V135H56ZM65 136H66V134H65ZM82 136H83V133H82ZM106 136H107V134H106ZM119 136H120V135H119ZM119 136H118V137H119ZM174 136H175V135H174ZM214 136H215V135H214ZM216 136H217V135H216ZM238 136H242V135L240 134V135H238ZM243 136H246V135L243 134ZM243 136H242V137H243ZM3 137H2V138H3ZM21 137H22V136H21ZM27 137H26V139H27ZM76 137H77V136H76ZM101 137H102V136H101ZM234 137H235V136H234ZM246 137H247V136H246ZM246 137H245L244 139H242V140L247 141L248 139H246ZM7 138H8V136H7ZM10 138H11V137H10ZM14 138H15V137H14ZM84 138H85V137H84ZM114 138H115V137H114ZM170 138H171V137H170ZM12 139H13V138H12ZM19 139L21 140V138H19ZM23 139H24V138H23ZM60 139H61V138H60ZM62 139H63V138H62ZM102 139H103V137H102ZM115 139H117V138H115ZM118 139H119V138H118ZM7 140H8V139H7ZM13 140H14V139H13ZM57 140H58V139H57ZM84 140H85V139H84ZM87 140H88V139H87ZM91 140H93V139H91ZM91 140H90V141H91ZM230 140H234V139H230ZM2 141H3V139H2ZM2 141H1V142H2ZM4 141H5V138H4ZM59 141H61V140H59ZM63 141H64V140H63ZM1 142H0V144H1ZM9 142H10V141H9ZM9 142H8V143H9ZM19 142H20V141H19ZM116 142H117V141H116ZM120 142H121V140H120ZM233 142H234V141H233ZM5 143H6V141H5ZM11 143H12V142H11ZM73 143H74V142H73ZM88 143H89V142H88ZM108 143H109V142H108ZM230 143H231V142H230ZM237 143H238V141H237ZM243 143H244V141L240 143L241 146H242ZM75 144H76V143H75ZM101 144H102V143H101ZM178 144H179V143H178ZM222 144H223V143H222ZM227 144H228V143H227ZM240 144H239V145H240ZM7 145H8V144H7ZM11 145H12V144H11ZM68 145H69V144H68ZM73 145H74V144H73ZM73 145H72V146H73ZM76 145H77V144H76ZM81 145H82V144H81ZM115 145H116V144H115ZM12 146H13V145H12ZM15 146H16V145H15ZM19 146H20V145H19ZM21 146H22V145H21ZM92 146H93V145H92ZM105 146H106V144H105ZM212 146H213V145H212ZM230 146H231V145H230ZM236 146H238V145H236ZM236 146H235V147L232 146V147H233V150H235L234 148L237 149V148L239 147V146H238V147H236ZM61 147H62V146H61ZM61 147H60V148H61ZM108 147H109V146H108ZM110 147H111V146H110ZM227 147H228V146H227ZM232 147H231V148H232ZM15 148H17V147H15ZM239 148H241V147H239ZM114 149H115V148H114ZM161 149H162V148H161ZM212 149H214V148H212ZM215 149H216V148H215ZM224 149H225V148H224ZM216 150H217V149H216ZM229 150H230V149H229ZM99 151H100V150H99ZM111 151H112V150H111ZM159 151H160V150H159ZM230 151H231V150H230ZM235 151H236V150H235ZM237 151H239V150H237ZM103 152H104V151H103ZM109 152H110V151H109ZM232 152H233V151H232ZM219 153H220V152H219ZM221 153H222V152H221ZM161 154H162V153H161ZM192 154H193V153H192ZM224 154H225V153H224ZM234 154H235V153H234ZM108 155H109V154H108ZM108 155H107V156H108ZM215 155H216V154H215ZM235 155H236V154H235ZM238 155H239V157H240V154H238ZM88 156H89V155H88ZM111 156H112V155H111ZM217 156H218V155H217ZM224 156H225V155H224ZM224 156H223V157H224ZM96 157H97V155H96ZM109 157H110V155H109ZM113 157H115V156H113ZM130 157H131V156H130ZM79 158H80V157H79ZM232 158H233V157H232ZM260 158H261V157H260ZM262 158H263V157H262ZM88 159H89V158H88ZM92 159H93V158H92ZM159 159H160V158H159ZM227 159H230V158H227ZM237 159H238V157H237ZM253 159H254V158H253ZM256 159H259V158H256ZM82 160H83V159H82ZM127 160H128V159H127ZM165 160H166V159H165ZM223 160H224V159H223ZM230 160H231V159H230ZM234 160H236V159H234ZM173 162H174V161H173ZM224 162H225V161H224ZM226 162H227V161H226ZM232 162H233V161H232ZM238 162H239V161H238ZM107 163H108V162H107ZM126 163H127V162H126ZM187 163H188V162H187ZM250 163H251V162H250ZM255 163H256V162H255ZM258 163H260V162L258 161ZM262 163H263V162H262ZM124 164H125V162H124ZM234 164H235V163H234ZM237 164H238V163H237ZM253 164H254V163H253ZM253 164H252V165H253ZM110 165H111V164H110ZM225 165H226V164H225ZM252 165H251V166H252ZM254 165H255V164H254ZM263 165H264V164H263ZM131 166H132V165H131ZM159 166H160V165H159ZM161 166H162V165H161ZM247 166H248V165H247ZM251 166H250V167H251ZM260 166H261V165H260ZM126 167H127V166H126ZM226 167H227V166H226ZM239 167H240V166H239ZM244 167H246V166H244ZM114 168H115V167H114ZM7 169H8V168H7ZM227 169H228V168H227ZM4 170H5V169H4ZM248 170H249V169H248ZM6 171H7V170H6ZM247 172H248V171H247ZM3 173H4V172H3ZM11 173H12V172H11ZM11 173H10V174H11ZM237 173H238V172H237ZM244 173H245V172H244ZM4 174H5V173H4ZM246 174H247V173H246ZM120 175H121V174H120ZM228 175H230L229 172H228ZM236 175H237V174H236ZM1 176H2V175H1ZM4 176H5V175H4ZM6 176H7V175H6ZM11 176H12V175H11ZM237 176H238V175H237ZM245 176H246V175H245ZM125 177H126V176H125ZM252 177H253V176H252ZM139 178H140V177H139ZM232 178H234V177H232ZM238 178H239V177H237V179H238ZM243 178H244V177H243ZM88 179H89V178H88ZM241 179H242V178H241ZM249 179H250V177H249ZM249 179H248V180H249ZM254 179H255V178H254ZM2 180H3V179H2ZM252 180H253V179H252ZM12 181H13V180H12ZM14 181H15V180H14ZM118 181H119V180H118ZM237 181H238V180H237ZM3 182H4V181H3ZM234 182H235V181H234ZM240 182H241V181H240ZM244 182H245V181H244ZM250 182H251V181H250ZM250 182H249V183H250ZM255 182H256V181H255ZM255 182H254V183H255ZM16 183H18V182H16ZM147 183H148V182H147ZM249 183H248V184H249ZM4 184H5V183H4ZM126 184H127V183H126ZM248 184H247V185H248ZM17 185H19V184H17ZM242 185H243V184H242ZM256 185H257V183H256ZM7 186H8V185H7ZM11 186H12V185H11ZM14 186H15V185H14ZM253 186H254V185H253ZM24 187H25V186H24ZM120 187H121V186H120ZM233 187H234V186H233ZM13 188H14V187H13ZM21 189H22V188H21ZM31 189H32V188H31ZM117 189H118V188H117ZM119 189H120V188H119ZM138 189H139V188H138ZM112 190H113V189H112ZM240 190H241V189H240ZM243 190H244V189H243ZM6 191H7V190H6ZM4 192H5V191H4ZM7 192H8V191H7ZM13 192H15V191H13ZM17 192H18V191H17ZM23 192H24V191H23ZM8 193H9V192H8ZM10 193H11V192H10ZM10 193H9V194H10ZM15 193H16V192H15ZM33 193H34V192H33ZM111 193H112V192H111ZM127 193H128V192H127ZM16 195H17V193H16ZM16 195H15V196H16ZM20 195H21V192H20ZM20 195H19V196H20ZM15 196H14V197H15ZM33 196H34V195H33ZM37 196H38V195H37ZM37 196H36V197H37ZM126 196H127V195H126ZM252 197H253V196H252ZM19 198H20V197H19ZM19 198H18V199H19ZM37 198H38V197H37ZM110 198H111V197H110ZM113 198H114V197H113ZM43 199H44V198H43ZM50 199H51V198H50ZM145 200H146V199H145ZM240 200H241V199H240ZM39 201H40V199H39ZM87 201H88V200H87ZM45 202H46V201H45ZM58 202H59V201H58ZM85 202H86V201H85ZM138 202H139V201H138ZM39 203L41 204V202H39ZM44 204H45V203H44ZM46 204H47V203H46ZM68 204H69V203H68ZM73 204H74V203H73ZM138 204H139V203H138ZM82 205H83V204H82ZM85 205H86V204H85ZM147 205H148V204H147ZM73 207H74V206H73ZM70 208H71V207H70ZM62 209H63V208H62ZM64 209H65V208H64ZM83 209H84V208H83ZM83 209H82V210H83ZM150 211H151V210H150ZM65 212H67V209H65ZM40 213H41V212H40ZM42 213H43V212H42ZM85 214H86V213H85ZM27 215H28V214H27ZM86 215H87V214H86ZM193 215H194V214H193ZM28 216H29V215H28ZM42 217H43V216H42ZM46 217H47V216H46ZM185 217H186V216H185ZM60 218H61V217H60ZM89 218H90V217H89ZM88 236H89V235H88ZM86 240H87V239H86ZM89 240H90V238H89ZM89 240H88V241H89ZM261 240H262V237H261ZM261 240H260V241H261ZM89 242H90V241H89ZM38 243H39V244H42L43 242L40 241V242H38ZM38 243H37L35 246L31 247V250H32V251L35 250L36 253H37V251L40 249ZM86 244H87V243H86ZM88 244H90V243H88ZM84 245H85V244H84ZM255 246H256V244H255ZM36 247H37V248H36ZM33 248H34V250H33ZM35 248H36V249H35ZM22 249H23V247H22L21 245H19V246H13V252H14L15 254H18L19 252H21ZM21 253H22V252H21ZM100 259H101V258H100ZM103 260H104V258H103ZM111 260H112V259H111ZM127 260H128V259H127ZM104 261H105V260H104ZM104 261H102V264H103ZM109 261H110V260H109ZM215 261H216V260H215ZM27 262H28V261H27ZM112 262H113V260H112ZM114 262H115V261H114ZM114 262H113L112 264H114ZM18 263H22V261H19ZM110 263H111V262H110ZM116 263H117V262H116ZM12 264H14V262H13ZM104 264H107V263H104Z\"/></svg>", "mask_w": 264, "mask_h": 264}]
</instances>
